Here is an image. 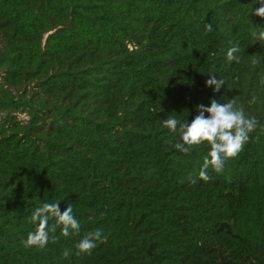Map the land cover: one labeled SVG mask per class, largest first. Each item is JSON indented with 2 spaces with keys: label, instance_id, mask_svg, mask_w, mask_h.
<instances>
[{
  "label": "trees",
  "instance_id": "trees-1",
  "mask_svg": "<svg viewBox=\"0 0 264 264\" xmlns=\"http://www.w3.org/2000/svg\"><path fill=\"white\" fill-rule=\"evenodd\" d=\"M259 6L0 0V264H264ZM233 46L239 62L227 60ZM210 74L225 80L219 93ZM211 99H234L258 126L205 182L209 146L177 151L162 120L191 122ZM57 201L73 206L79 235L57 228V243L23 247L32 212ZM97 228L107 242L76 255Z\"/></svg>",
  "mask_w": 264,
  "mask_h": 264
},
{
  "label": "clouds",
  "instance_id": "clouds-1",
  "mask_svg": "<svg viewBox=\"0 0 264 264\" xmlns=\"http://www.w3.org/2000/svg\"><path fill=\"white\" fill-rule=\"evenodd\" d=\"M260 6L254 10V15L264 18V0H255ZM253 12V10H252ZM206 33L213 31L211 23L205 24ZM253 39L264 42V30L253 31ZM239 46H233L227 51L229 62H239ZM206 87H212L214 93H219L225 85V80L217 78L214 74L209 75L206 80ZM264 85V79L261 80ZM253 97L249 102L254 103ZM197 115L188 122L182 121L174 116L162 120V126L171 133L179 136L180 142L172 145L174 149L185 155L202 144L209 146V151L203 159L199 171V179L207 182L210 180L207 170L211 168L215 173H222L225 163L234 159L243 150L252 133L258 126L255 117L245 115L243 109L237 106L234 99L221 103L217 99L210 100V106L198 105ZM207 113V115H205ZM50 221H54L51 225ZM29 222L36 225L35 230L29 232L26 240L22 241L25 248L36 247L43 249L49 241L57 243L59 237L55 235L57 228H60V235L67 238L72 235H79L80 222L73 215V206L69 204L63 212L59 209V201L54 203L45 202L35 208L29 217ZM51 233V235H50ZM107 235L102 229H95L84 234L75 244L76 255H91L98 244L107 242ZM62 255L68 258L72 255L71 249H65Z\"/></svg>",
  "mask_w": 264,
  "mask_h": 264
}]
</instances>
